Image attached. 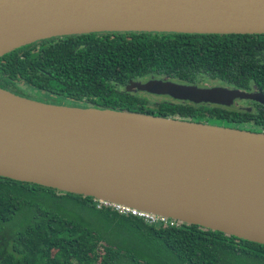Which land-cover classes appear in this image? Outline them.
Returning a JSON list of instances; mask_svg holds the SVG:
<instances>
[{
  "label": "water",
  "instance_id": "95a60500",
  "mask_svg": "<svg viewBox=\"0 0 264 264\" xmlns=\"http://www.w3.org/2000/svg\"><path fill=\"white\" fill-rule=\"evenodd\" d=\"M99 31L261 34L264 0H0V56ZM125 89L195 104H264L261 93L156 77ZM156 126L159 135L149 130ZM0 176L264 244V132L49 104L0 88Z\"/></svg>",
  "mask_w": 264,
  "mask_h": 264
},
{
  "label": "trees",
  "instance_id": "16d2710c",
  "mask_svg": "<svg viewBox=\"0 0 264 264\" xmlns=\"http://www.w3.org/2000/svg\"><path fill=\"white\" fill-rule=\"evenodd\" d=\"M150 77L264 97V33L99 31L43 38L0 56V88L49 104L113 109L264 132V104L149 100L126 90ZM249 106L250 108H246ZM253 123L255 129L243 128ZM86 214L67 215L57 203ZM0 264H264V244L197 224L155 226L91 196L0 176Z\"/></svg>",
  "mask_w": 264,
  "mask_h": 264
},
{
  "label": "rangeland",
  "instance_id": "374dc122",
  "mask_svg": "<svg viewBox=\"0 0 264 264\" xmlns=\"http://www.w3.org/2000/svg\"><path fill=\"white\" fill-rule=\"evenodd\" d=\"M142 94L144 96L148 97L149 100L155 101V100H159L160 99L159 97H155V96H153L152 94H149V93H148V95L145 94V93H142ZM213 125H215V124H213ZM217 125H222L223 126V124H217ZM253 125H254L253 123L246 122V123L242 124L241 127L249 128V129H253L254 130L255 127ZM57 207L60 210L66 212L67 215L69 214V215H72V216H75V217H80V216H82V214L83 215L86 214V211L81 212V209L77 208V206L74 207L72 205H66V204H63L61 201H59L57 203ZM28 217L29 216L27 215V213H26V211L24 209L22 211H19L15 215L14 219L10 223L4 225L3 229L0 231V243H1L2 246H3V244L6 247L9 246V244H7L5 242V239H7L8 237H11V234L16 229L20 228L21 225L26 224V222L28 221Z\"/></svg>",
  "mask_w": 264,
  "mask_h": 264
},
{
  "label": "built area",
  "instance_id": "2783aa9c",
  "mask_svg": "<svg viewBox=\"0 0 264 264\" xmlns=\"http://www.w3.org/2000/svg\"><path fill=\"white\" fill-rule=\"evenodd\" d=\"M97 206H108L111 207L114 210H117L120 213L123 214H132V215H137L139 217H142L144 220H146L150 224H154L155 226H168V225H178L180 224L179 221L169 218L167 216L159 215V214H154L150 213L147 211H142L133 207L121 205V204H115V203H110L107 201H97Z\"/></svg>",
  "mask_w": 264,
  "mask_h": 264
},
{
  "label": "flooded vegetation",
  "instance_id": "af4514ba",
  "mask_svg": "<svg viewBox=\"0 0 264 264\" xmlns=\"http://www.w3.org/2000/svg\"><path fill=\"white\" fill-rule=\"evenodd\" d=\"M151 78V77H150ZM147 79H149V78H147ZM147 79H145V80H141V81H146ZM199 86H210V87H212V86H219V85H208V84H203V85H199ZM227 88H229V87H227ZM141 92V91H140ZM141 93H145V94H147L148 95V93L147 92H141ZM247 93V92H246ZM248 93H260V92H258L257 90H251L250 92H248ZM150 94V93H149ZM153 96H155V97H159L160 99L161 98H165V99H167V100H170V101H179V100H175V99H173V98H171L170 96H167V95H154V94H152ZM245 97H242V98H235V99H233V100H231V102L229 103V105H227V106H229V107H233V108H238V107H241V105H240V103H239V101H242V99L243 100H245V101H247L248 102V100H246V99H252V98H246V99H244ZM252 100H255V99H252ZM257 101V100H256ZM259 102V101H258ZM248 103H250V102H248ZM211 105H216V104H211ZM236 105V106H235ZM246 108H250L249 106H246Z\"/></svg>",
  "mask_w": 264,
  "mask_h": 264
},
{
  "label": "bare ground",
  "instance_id": "6f19581e",
  "mask_svg": "<svg viewBox=\"0 0 264 264\" xmlns=\"http://www.w3.org/2000/svg\"><path fill=\"white\" fill-rule=\"evenodd\" d=\"M140 128L147 129V128H145L144 125H140ZM156 129H157V126H156V128L154 130L153 129H149V130H151L152 133H156L157 135H159V133H158V131H156Z\"/></svg>",
  "mask_w": 264,
  "mask_h": 264
}]
</instances>
